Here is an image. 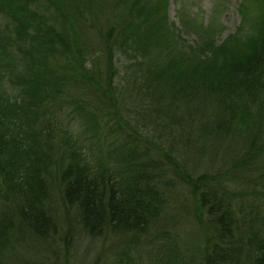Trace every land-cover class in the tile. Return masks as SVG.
<instances>
[{
    "label": "trees",
    "instance_id": "trees-1",
    "mask_svg": "<svg viewBox=\"0 0 264 264\" xmlns=\"http://www.w3.org/2000/svg\"><path fill=\"white\" fill-rule=\"evenodd\" d=\"M41 2L46 1L0 0L5 15L0 17V248L15 235L16 222L34 238L57 239L50 193L74 210L77 222L70 226L90 241L151 227L161 214L163 191L171 186L168 172H187L178 162L182 148H169L179 141L197 159L228 165L223 173L195 174L192 184H185L208 221L193 264H264V22L254 41H236L222 59L211 51L219 46L209 49L202 38L200 44L183 43L167 66L121 71L108 53L109 66L101 70L90 43L57 29L56 19L45 15L47 22L41 21ZM73 3L52 0L55 18L64 17L63 9ZM171 38L182 41L178 31ZM194 58L203 62L198 72L185 64ZM6 65L16 68L10 77L21 86L17 95L2 89ZM126 98L131 107L118 104ZM58 103L78 113L102 103L119 113L107 127L117 135L109 131L118 143L117 168H99V162L74 152L63 129L55 140L36 128L45 124L42 104L51 110ZM146 116L160 121L147 125L150 139L136 129ZM231 147L236 149L228 160ZM246 194L259 201L248 202Z\"/></svg>",
    "mask_w": 264,
    "mask_h": 264
},
{
    "label": "rangeland",
    "instance_id": "rangeland-1",
    "mask_svg": "<svg viewBox=\"0 0 264 264\" xmlns=\"http://www.w3.org/2000/svg\"><path fill=\"white\" fill-rule=\"evenodd\" d=\"M45 1L39 5L42 9L39 15H43L39 16L41 21L46 23V17L56 19L53 25L57 29L67 28L71 36H80L90 43L96 50L94 54L98 56L97 65L101 70L109 66L106 63L108 53L113 54L112 60L121 71L126 67L143 72L152 69L153 65L167 66L172 58L175 60L178 57L177 51L183 43L200 44L202 38L209 41V49L219 46L211 51L216 52L218 59H222V53L228 52L236 41H254L264 22L262 0H74L71 6L63 9L66 13L61 19L64 21L55 18L56 10L51 5L52 0ZM177 31L182 36L179 44L171 38ZM114 38L117 44L115 48ZM189 60L192 62L185 64L198 72L203 62L197 58ZM9 67L6 65L2 69L5 85L2 89L9 88L16 94L21 86L16 85V81L11 78L14 75L12 71L16 68L12 65ZM55 67L56 64L53 65ZM49 68L52 70V60ZM12 97L14 95L11 96L14 101ZM128 100L129 98L120 99L118 104L130 106ZM102 105L95 104L93 111L89 110V113H78L69 105L59 107L58 103L49 110L42 104L45 124L36 128L50 133L55 140L59 139L58 134L63 129L73 139L74 152H82L88 160L99 162V168H117L120 165L118 143L114 137L117 135L112 127H107L117 121L119 113ZM120 109L124 112L122 106ZM120 115L123 116L121 113ZM145 121L147 122L143 125L138 123L136 129L143 132V137L148 138L145 132H149L150 126L147 125L155 124L153 122L159 119L156 116H146ZM42 122H37V125ZM127 122L124 121L123 124L131 129ZM29 124L31 127L33 123L30 121ZM177 142L173 147L169 145V148H182L178 162L187 172H168L171 186L163 191L165 195L161 201L164 202L161 214L151 223V227L130 233L107 234L90 241L70 226L77 222L74 210L61 206L59 198L50 193L53 198L49 213L56 222L57 239L49 242L34 238L30 231L16 222L12 227L13 231L11 230L15 235H11L0 248V264H193L203 243V228L208 221L205 211L202 212L196 206L195 195L190 186L185 184L191 185L195 174L207 173L211 176L223 173L228 165L221 167L223 162H214L204 157L197 159L191 156V150H184L185 146ZM160 145L168 148V144L163 141H160ZM235 149H226L230 152L228 160L234 156ZM221 181L238 190V184L233 181H226L224 178ZM261 197L264 199V195ZM246 198L248 202L254 200L248 194ZM255 201L259 200H254V203ZM263 202H260L262 211ZM62 239L67 241V246Z\"/></svg>",
    "mask_w": 264,
    "mask_h": 264
}]
</instances>
